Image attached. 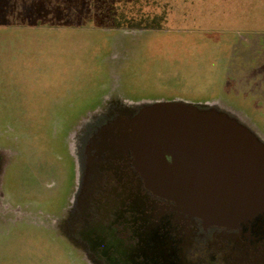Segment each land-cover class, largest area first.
<instances>
[{
    "label": "rangeland",
    "instance_id": "rangeland-1",
    "mask_svg": "<svg viewBox=\"0 0 264 264\" xmlns=\"http://www.w3.org/2000/svg\"><path fill=\"white\" fill-rule=\"evenodd\" d=\"M164 102L264 145V0H0V264H104L92 226L108 210L82 219L75 180L93 182L97 162L134 167L139 111ZM185 224L172 227L191 230L184 256L197 264L264 256V210ZM159 232L152 245L168 250Z\"/></svg>",
    "mask_w": 264,
    "mask_h": 264
},
{
    "label": "water",
    "instance_id": "water-1",
    "mask_svg": "<svg viewBox=\"0 0 264 264\" xmlns=\"http://www.w3.org/2000/svg\"><path fill=\"white\" fill-rule=\"evenodd\" d=\"M132 157L147 189L205 223L233 226L264 210V145L227 117L178 102L147 107Z\"/></svg>",
    "mask_w": 264,
    "mask_h": 264
},
{
    "label": "flooded vegetation",
    "instance_id": "flooded-vegetation-1",
    "mask_svg": "<svg viewBox=\"0 0 264 264\" xmlns=\"http://www.w3.org/2000/svg\"><path fill=\"white\" fill-rule=\"evenodd\" d=\"M143 109L145 108H142L139 113ZM168 158L170 159V157ZM100 163L103 165L102 161ZM103 168L104 166L101 168L98 162L97 167L93 163L87 168L86 173L91 170L88 176L94 178V183L92 181L87 183L86 175H82V179L75 180V183L78 186L81 184L82 187L78 196L79 203L83 204L81 211L86 217L82 216V219L94 220L99 207L108 210V213L98 217V227L92 226L94 231L92 233L96 235L97 239L94 243L98 252L102 253V262L104 264H197V261H190L189 257L184 256L187 253V250L184 249V238L185 236L189 238L192 235L191 230H187V234H184L183 228L178 230L177 227L172 226L181 221L185 224V221L189 220L192 227L201 228L204 226L203 221L187 214L174 202L147 189L134 167L119 166L113 173L111 170L106 169L105 171ZM74 179L75 175H72L73 182ZM89 192H93L94 198H92L93 194L88 195ZM169 211H174V213L169 215L167 214ZM195 228L193 229L197 230ZM160 230L164 232L167 239L173 242L168 250L155 249L152 245L153 242H158L159 234L160 236L162 234L159 232ZM262 238L260 236L258 240L261 241ZM195 242L197 243L195 240L191 242L193 245H191L193 247V249L190 248L191 251L196 249L194 248ZM247 249L250 248L247 247L239 251L240 255H238L239 258L237 256V260L247 263L252 256L251 264H257L254 262V259L258 258L256 256L257 249ZM248 253L251 254L248 255ZM261 257L259 264H264L262 262L264 256L261 255ZM169 259L170 262H168ZM211 261L214 264H222V262Z\"/></svg>",
    "mask_w": 264,
    "mask_h": 264
}]
</instances>
